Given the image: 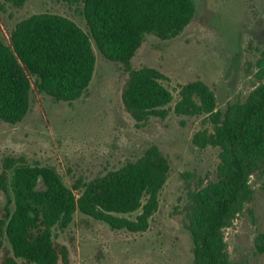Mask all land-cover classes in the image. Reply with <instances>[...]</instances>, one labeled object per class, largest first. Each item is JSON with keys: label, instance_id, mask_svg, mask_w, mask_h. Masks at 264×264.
Returning <instances> with one entry per match:
<instances>
[{"label": "trees", "instance_id": "trees-1", "mask_svg": "<svg viewBox=\"0 0 264 264\" xmlns=\"http://www.w3.org/2000/svg\"><path fill=\"white\" fill-rule=\"evenodd\" d=\"M6 1L20 7L27 0ZM63 1L82 6L91 34L69 16L40 12L20 20L9 41L0 36V118L22 121L35 89L58 101L80 98L96 70L92 38L128 72L125 109L139 123L166 117L174 100L166 75L155 67H134L133 57L149 33L162 39L178 36L197 13L195 0ZM174 110L205 116L212 128L198 130L194 142L220 148L218 180L195 192L188 207L194 264H234L225 230L254 194L251 176L264 169V82L246 101L222 111L206 81L189 80L180 85ZM170 171V159L158 145L119 168L79 179L73 187L53 165L7 157L0 174L8 197L0 215V264H72L70 247L54 230L68 227L78 211L113 229L147 231ZM257 244L264 252V234Z\"/></svg>", "mask_w": 264, "mask_h": 264}, {"label": "rangeland", "instance_id": "rangeland-1", "mask_svg": "<svg viewBox=\"0 0 264 264\" xmlns=\"http://www.w3.org/2000/svg\"><path fill=\"white\" fill-rule=\"evenodd\" d=\"M197 13L176 37L149 33L133 57L134 67L162 71L174 94L166 117L139 123L126 109L122 91L128 72L107 58L93 39L97 65L88 90L67 102L32 93L24 119L0 118V174L9 156L31 164L53 165L73 187L140 157L158 145L169 157L171 171L161 191L160 208L145 232L113 229L80 211L55 237L68 245L72 264H194V240L188 207L192 195L218 180L220 148L200 147L195 133L212 128L205 116L174 110L180 85L193 79L214 90L218 108L244 102L264 82V0H195ZM40 12L69 16L90 33L81 5L63 0H27L16 6L0 0V36L9 41L16 24ZM91 34V33H90ZM252 198L225 235L232 263L264 264L257 241L264 234V169L251 176ZM78 192V191H77ZM8 201L0 186V215ZM135 217V214L133 215Z\"/></svg>", "mask_w": 264, "mask_h": 264}]
</instances>
